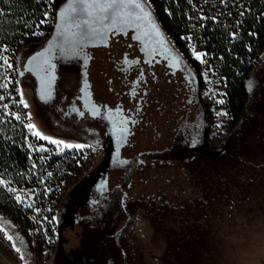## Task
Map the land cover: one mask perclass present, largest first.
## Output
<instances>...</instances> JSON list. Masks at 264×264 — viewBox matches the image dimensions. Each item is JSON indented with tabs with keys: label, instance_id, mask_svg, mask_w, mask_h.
<instances>
[{
	"label": "rangeland",
	"instance_id": "rangeland-1",
	"mask_svg": "<svg viewBox=\"0 0 264 264\" xmlns=\"http://www.w3.org/2000/svg\"><path fill=\"white\" fill-rule=\"evenodd\" d=\"M56 1L38 0L36 7L22 12V39L18 44L8 42L0 55L12 65L7 68L0 59V84L8 85L7 89L0 88V94L4 105H15V115L24 117L26 124H34L35 130L85 147L58 148L33 136V130L27 128L35 140L30 145L43 154L40 164L44 174L40 188L13 192L32 210V228L27 234L35 250L38 239L44 242L37 252L28 243L29 250L19 227L0 214V264H86L87 255L95 256L97 264H264V48L260 49V43H250V33L246 37L235 31L227 18L216 15V1L193 0L189 33L183 34L181 41L199 66V103L196 94H189V89L197 87L195 72L186 59L185 72H181V54L171 43L173 38L166 43L160 33L147 27H124L89 42L79 52L78 64L58 68L55 99L43 102L46 98L40 101L36 79L25 67L29 57L54 33ZM42 19L46 22L39 24ZM210 21L225 25L224 39L230 45L227 53L244 43L239 49L242 58L233 56L242 59L243 67L246 60L252 64L260 59L249 81L247 118L237 126L230 113L225 76L230 63L207 49L204 28ZM55 36L59 46L61 38L57 32ZM125 54L131 59L141 57L144 69L151 68L155 74L145 72L147 82L140 88L148 93L144 98L140 95L143 113L132 136L140 104L134 108L137 99L127 97L128 89L123 86L126 74L117 67L116 61ZM161 62L175 73L173 77ZM185 75H190V82ZM46 76L50 81L48 73ZM21 92L28 107L20 102ZM72 101L76 111L68 108ZM118 101L124 109L134 108L129 117L102 107L107 104L114 108ZM101 118L116 120L113 128L118 135L113 136L108 154L111 161L119 159L121 151L122 158L133 161L107 172L105 195L100 193L105 179L98 174L107 143ZM196 120L205 132L203 151L211 157L196 154L188 144L176 145L182 123ZM41 146L44 151H39ZM219 152L225 154L214 158ZM51 157L49 166L46 163ZM92 178V187L98 189L92 191L89 200L99 202L93 209L77 211L90 215L92 221L69 220L64 213L69 208L66 202L82 194ZM124 193L128 196L129 223L127 216L120 214ZM64 219L69 220V226L62 229Z\"/></svg>",
	"mask_w": 264,
	"mask_h": 264
},
{
	"label": "trees",
	"instance_id": "trees-1",
	"mask_svg": "<svg viewBox=\"0 0 264 264\" xmlns=\"http://www.w3.org/2000/svg\"><path fill=\"white\" fill-rule=\"evenodd\" d=\"M37 1L0 0V55L8 42L11 41L18 44L22 39L21 32L23 30L22 23L24 20L22 12L26 8L31 9L36 7ZM144 1L147 3H145L146 9L150 11L163 37L166 38L167 42H169L170 38H173L171 43L180 52L181 57L186 59L193 68L196 75L197 87L194 86L189 89V94H196V102L199 103L200 100L198 97L202 88L199 66L189 57L181 41V36L189 33L188 18L193 11V0H142L143 3ZM214 1L218 4V7L214 9L218 12L216 15L221 19L227 18L234 27V30L241 32L246 37L250 33L251 37L248 38L250 43H260V49L262 47L264 48V0ZM63 2L64 0H57L56 4L58 6ZM224 26L222 22L213 23V21H210L204 28V36L207 40L208 51L216 52V55L223 56L230 63V68L225 71V76L229 82L228 100L230 113L233 125L237 126L247 118L246 113L251 101L249 81L257 71L260 59L252 64L246 60V64L243 67L241 65L242 59L240 58L244 54L239 49H242L241 47H243L244 43L240 46L238 45V50L227 53L230 45L224 39ZM27 43L30 44L32 42L28 41ZM234 55H240L241 57L235 59L233 57ZM233 68L236 71H233ZM153 72V70L149 72L150 76L155 75ZM126 80L127 78L125 77L123 82L124 87L127 82ZM0 97H2V94H0ZM117 104H120V102L118 101ZM200 105L202 106L201 103ZM16 112L15 105L8 106L5 109L4 100L0 99V181H3V183H0V214L9 218L19 227L21 233L26 237L31 250L37 252V249L40 250L42 248L44 241L38 239L36 242L37 249L35 250L27 234V230L32 228L30 222L32 210L22 202L17 201L15 193L10 189L41 187L44 171L42 170L43 165L40 162L43 154L35 151L33 148H29L30 143L35 140L31 138L28 129L25 127V118L20 117L19 120L16 119ZM204 154L211 157L209 153ZM224 154L225 152H219L214 155V158H219ZM48 155L44 154V156ZM52 163L53 157L46 164L51 166ZM91 188L92 181L86 185L82 194H78L66 202L69 208L64 209V213L67 214L69 220L76 218L75 222L79 223L82 221H92L90 215L77 214L78 210L85 207L92 208L98 201L95 199L90 201L92 195ZM74 205H76L75 209ZM68 221L65 219L62 221V229L69 226ZM89 226L91 230L94 229V225Z\"/></svg>",
	"mask_w": 264,
	"mask_h": 264
},
{
	"label": "snow or ice",
	"instance_id": "snow-or-ice-1",
	"mask_svg": "<svg viewBox=\"0 0 264 264\" xmlns=\"http://www.w3.org/2000/svg\"><path fill=\"white\" fill-rule=\"evenodd\" d=\"M44 16L47 17L48 13L45 12ZM58 22L56 23L57 36L61 38L59 48L61 52H67L72 56L79 55L89 42L96 39H104L110 33L120 31L124 27H132L139 29L147 27L159 35V30L156 24L151 19L150 11L146 10L145 3L142 0H66L65 5L58 10ZM46 20L42 19L39 24L45 23ZM39 24L37 26H39ZM42 34V33H41ZM150 34V33H149ZM235 35V34H233ZM54 45L50 43L48 52L51 53ZM4 51H7L5 48ZM196 58L200 59L201 54H196ZM3 59V64L7 68H11L6 56L0 57ZM36 59V58H34ZM39 71L47 73L54 65L50 64L48 59H44L42 63L36 66ZM34 70V69H30ZM42 87L45 85V80L41 81ZM7 83L0 84V88L7 89ZM3 99V97H0ZM24 107H28L27 103L23 100V93L21 92V101ZM222 103V101H220ZM7 109V105H4ZM83 115V113H81ZM31 119V115L28 114ZM16 119H20L17 115ZM26 128L32 131V135L40 139L49 141L51 144L56 145L58 148L63 145L67 149H82L85 147L83 144L66 143L63 140L54 139L35 130L36 126L32 123L25 125ZM32 148V145H29ZM45 149L41 146L39 151ZM63 149H61L62 151ZM126 163V161L122 162ZM3 183V181H0ZM15 191V189H10ZM16 200L20 201V195L16 196ZM8 240H12L11 236H7ZM16 248L15 243L12 245ZM19 252L20 249L16 248ZM23 259V257H21Z\"/></svg>",
	"mask_w": 264,
	"mask_h": 264
},
{
	"label": "flooded vegetation",
	"instance_id": "flooded-vegetation-1",
	"mask_svg": "<svg viewBox=\"0 0 264 264\" xmlns=\"http://www.w3.org/2000/svg\"><path fill=\"white\" fill-rule=\"evenodd\" d=\"M66 3V0H64L63 3H61L60 5L57 6V12L58 10L61 9ZM58 22V19L56 17V23ZM57 32L56 30V26H55V30L53 35L51 36V38L49 39V41L52 40V38L55 36V33ZM49 41L46 42L44 44V46L37 51L36 53L32 54L29 59L26 61V71L29 72L31 75H33L36 79L37 82V87H36V94L39 97L40 101H43L44 98H46V100H44L43 102H50L53 101L55 99L54 96V88L56 85V80H57V71L58 68L61 65H65L66 63H75L78 64L80 62V57L79 55L77 56H72L67 52H61L60 49H57L54 52V58L53 60L50 61L51 65H54L53 68L49 69V71L47 72L50 76V81L47 80V76L45 72H41L40 75H35L32 71H30V60L31 58H38L35 57L37 56V54H39V52H42L43 50H45L48 46H49ZM125 57L122 60L117 61V67L119 68V70L123 71L126 74V78H127V82L125 84V88L128 89V98L129 99H137L136 101V105L134 106V108L137 106V103L140 104L139 108H140V112L138 113V117H137V123L135 125V127L131 130L130 136H132L134 129L136 128V126L138 125V123L140 122V115L143 113L142 109L143 106L141 107L142 101L144 99V96H146V94L148 93V90L146 88L142 89L140 88L141 86H143V84L145 85L147 82V75L145 72H151L152 69L150 68V70H145L144 67L142 65L143 61L142 58L140 57L138 58H129L126 54L124 55ZM180 60H181V72H185V61L183 60V58H181L180 55ZM34 64H38V59H35ZM160 64H163L165 69L168 71L169 75L171 77L174 76L175 73H173L171 70H169L168 68H166L165 66V62H161ZM158 65V64H156ZM146 66V65H145ZM188 66L189 63H188ZM149 66H146V68ZM153 67V66H151ZM150 75V74H149ZM133 79H132V78ZM185 78H187V81L190 82V75H185ZM42 79L45 80V85L42 87L41 81ZM52 81V83H51ZM140 95H143V97L141 98ZM81 100V97L80 99ZM197 100V99H195ZM75 101V99H74ZM74 101H72V103L69 105V109L71 110H75L76 111V107L74 106ZM104 108H109V109H114V110H118L119 112H121V115L124 114L125 117H129L130 113L134 110V108H128V109H124L122 104H116L114 108H111L109 105L107 104H103ZM102 122L104 124L105 127V138L107 140L106 143V150H105V158H104V163H107L106 165H103L100 169V173L101 177L103 179H105V183H104V189H102L100 191V193L102 195H105L108 192V189L106 187L107 184V179H106V174L109 170L117 167V166H122V167H126L127 165L131 164V162H133L132 160H127L126 158H122V151H121V155L119 157V159H114L111 161L109 154V150H110V143L112 141L113 136H117L118 135V131L113 128L114 122L116 120H112L111 118L109 119H102ZM188 120V119H187ZM179 133L177 134V143L176 145L181 147L184 144H188V146H190L191 150L194 151L196 154H204V149L202 148L203 145H205V136H204V129L201 127L200 125V121L196 120L195 123H190L189 121L187 122H183L182 125L179 127ZM130 138V137H129ZM110 161V163H109ZM126 161V163H122ZM137 162L143 163V161L139 158H137L136 160ZM103 167L107 170H102ZM96 174L95 177L98 175ZM94 177V178H95ZM94 178L91 179V181L93 182ZM97 186L93 185V187L91 188V191L97 190ZM99 193V192H98ZM127 194L124 193L123 198L120 201L121 204V208H120V214H125L127 216V223L130 222V213L128 211V207L129 205H127ZM98 200L97 202H99V199H95ZM87 257L89 258L88 261H86V264H97L98 262L95 260V256H91V255H87Z\"/></svg>",
	"mask_w": 264,
	"mask_h": 264
},
{
	"label": "water",
	"instance_id": "water-1",
	"mask_svg": "<svg viewBox=\"0 0 264 264\" xmlns=\"http://www.w3.org/2000/svg\"><path fill=\"white\" fill-rule=\"evenodd\" d=\"M146 10H147V9H146ZM151 19L153 20L152 15H151ZM153 21H154V20H153ZM158 30H159V28H158ZM159 33L162 35V33L160 32V30H159ZM55 34H56V33H55ZM162 38H163V40H164L166 43H168L167 40H166V38L163 37V35H162ZM50 43L54 45V47H53V49H52V52L49 53V52L47 51L48 48H49V46H48L45 50H43L42 52H40V54H37V56H35V57H40V59H41V60L39 61V58H36V59H38V62H37V63H42L44 59H48L49 61L53 60V58H54V52H55L57 49H59V46L56 45V36H54V37L52 38V40L49 41V45H50ZM70 55H71V54H70ZM34 61H35V59H34V58H31L29 66H30V69H34V70H31V71L37 76V75H40V74H41V71H39V69L36 67L37 64H34V63H35ZM109 163H110V161H109ZM106 164H107V163H104V165H106ZM102 170L105 171V170H107V169H106V167H105V168L103 167ZM99 175L101 176V174H99Z\"/></svg>",
	"mask_w": 264,
	"mask_h": 264
},
{
	"label": "crops",
	"instance_id": "crops-1",
	"mask_svg": "<svg viewBox=\"0 0 264 264\" xmlns=\"http://www.w3.org/2000/svg\"><path fill=\"white\" fill-rule=\"evenodd\" d=\"M14 223L12 222V225H13ZM21 234V233H20ZM22 236H23V234H21ZM23 238H24V240L26 241V243H27V245H28V242H27V239L25 238V236H23ZM28 249H29V245H28ZM30 250V249H29Z\"/></svg>",
	"mask_w": 264,
	"mask_h": 264
},
{
	"label": "built area",
	"instance_id": "built-area-1",
	"mask_svg": "<svg viewBox=\"0 0 264 264\" xmlns=\"http://www.w3.org/2000/svg\"><path fill=\"white\" fill-rule=\"evenodd\" d=\"M43 260H44V263H45L46 262V257H44Z\"/></svg>",
	"mask_w": 264,
	"mask_h": 264
}]
</instances>
